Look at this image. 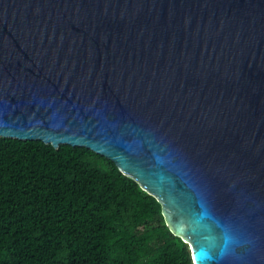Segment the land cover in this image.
Instances as JSON below:
<instances>
[{
	"label": "water",
	"instance_id": "obj_1",
	"mask_svg": "<svg viewBox=\"0 0 264 264\" xmlns=\"http://www.w3.org/2000/svg\"><path fill=\"white\" fill-rule=\"evenodd\" d=\"M0 137L106 157L193 264H264V0H0Z\"/></svg>",
	"mask_w": 264,
	"mask_h": 264
},
{
	"label": "trees",
	"instance_id": "obj_2",
	"mask_svg": "<svg viewBox=\"0 0 264 264\" xmlns=\"http://www.w3.org/2000/svg\"><path fill=\"white\" fill-rule=\"evenodd\" d=\"M0 264H193L161 204L90 149L0 137Z\"/></svg>",
	"mask_w": 264,
	"mask_h": 264
}]
</instances>
